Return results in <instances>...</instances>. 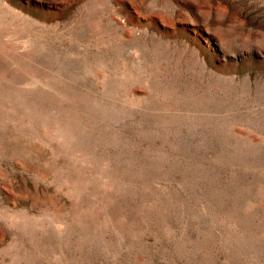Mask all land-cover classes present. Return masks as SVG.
Instances as JSON below:
<instances>
[{"label":"rangeland","instance_id":"374dc122","mask_svg":"<svg viewBox=\"0 0 264 264\" xmlns=\"http://www.w3.org/2000/svg\"><path fill=\"white\" fill-rule=\"evenodd\" d=\"M0 264H264V0H0Z\"/></svg>","mask_w":264,"mask_h":264}]
</instances>
